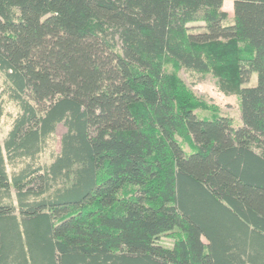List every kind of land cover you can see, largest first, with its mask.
I'll list each match as a JSON object with an SVG mask.
<instances>
[{
	"label": "trees",
	"instance_id": "1",
	"mask_svg": "<svg viewBox=\"0 0 264 264\" xmlns=\"http://www.w3.org/2000/svg\"><path fill=\"white\" fill-rule=\"evenodd\" d=\"M222 3L0 0V264H264V0Z\"/></svg>",
	"mask_w": 264,
	"mask_h": 264
},
{
	"label": "rangeland",
	"instance_id": "2",
	"mask_svg": "<svg viewBox=\"0 0 264 264\" xmlns=\"http://www.w3.org/2000/svg\"><path fill=\"white\" fill-rule=\"evenodd\" d=\"M231 15L228 18L231 19ZM201 22L193 23L196 28ZM179 76L184 83L192 90L196 97L201 98L218 107L219 114L227 115L232 118L233 125H238L241 122L238 99L235 94H226L219 89L216 78L211 73H199L196 71L181 68L178 71ZM256 82V76L253 73L248 82L244 83L243 86H251ZM3 110L0 113V143L3 145V141L7 135V132L11 125L12 117L18 110V107L12 102H5L3 104ZM200 115H204L207 112L201 109L196 110ZM64 131V127L59 124L56 128L53 136L47 140L44 148L40 154L41 162H49L51 160L52 153L59 150L60 135ZM186 150L189 147L185 145ZM7 169L10 172V165H7ZM160 243L164 245H170V239L163 236L160 239Z\"/></svg>",
	"mask_w": 264,
	"mask_h": 264
},
{
	"label": "crops",
	"instance_id": "3",
	"mask_svg": "<svg viewBox=\"0 0 264 264\" xmlns=\"http://www.w3.org/2000/svg\"><path fill=\"white\" fill-rule=\"evenodd\" d=\"M222 7L228 15H233L232 0H223Z\"/></svg>",
	"mask_w": 264,
	"mask_h": 264
}]
</instances>
